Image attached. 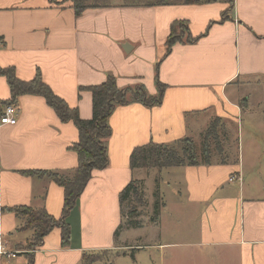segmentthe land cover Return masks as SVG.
<instances>
[{"label":"crops","instance_id":"0c3cea01","mask_svg":"<svg viewBox=\"0 0 264 264\" xmlns=\"http://www.w3.org/2000/svg\"><path fill=\"white\" fill-rule=\"evenodd\" d=\"M177 23L185 26L182 42L166 55L170 28ZM180 31L178 27L177 34ZM188 37L193 42H187ZM1 68H12L23 82L39 73L83 120L91 119L92 99L80 87L101 85L108 76L119 89L142 85L148 96L157 94V82L165 86L157 106L135 103L112 112L108 165L91 172L67 215L70 240L65 247L60 230L53 228L31 252L21 249L34 234L23 228L25 219L17 218L12 209H44L60 219L63 189L49 179L20 172L71 175L78 159L70 147L77 142L78 130L72 122L61 123L37 95L18 96L12 104L18 108L16 125L0 127V264H29L30 258L33 264H81L83 254L118 247L114 233L122 220L119 194L145 171L129 167L136 147L194 141L196 132L202 134L215 118L238 121L244 112H253V91L264 94V0L203 5L109 0L79 16L69 0H0ZM9 100V86L0 76V102ZM157 174L180 189L177 195L186 209L204 207L202 247L231 253L237 264H264V183L247 195L242 183L234 182L238 194L230 192L228 178L243 177L239 159L167 168ZM164 208L162 213L170 210Z\"/></svg>","mask_w":264,"mask_h":264},{"label":"trees","instance_id":"16d2710c","mask_svg":"<svg viewBox=\"0 0 264 264\" xmlns=\"http://www.w3.org/2000/svg\"><path fill=\"white\" fill-rule=\"evenodd\" d=\"M72 10L76 16L81 15L88 8H100L105 6L109 0H69ZM159 2L161 0H158ZM171 4H206L219 0H163ZM181 29L177 34V28ZM185 32V26L182 23L172 25L170 33L166 41V55H168L173 45L182 42V35ZM194 40V39H193ZM190 37L187 42H193ZM0 76L5 77L7 86L10 90V102H0V108L16 103V98L21 95H37L43 98L47 105L54 111L60 122H72L75 129L78 130L77 142L70 147V150L78 159L77 167L69 176H61L53 172L42 171H21L20 174L28 177L46 178L51 180L58 187L63 189V209L60 219H55L49 216L44 209L32 210L26 207L12 209L17 218L25 219L24 229L32 230L33 243L32 248H36L41 244L42 240L50 234L53 228H58L61 233V246L68 245L70 240L69 226L66 223V217L69 212L76 206V201L80 194L85 189L84 187L91 178L93 170H103L108 165L106 155V141L111 134V129L108 126V119L116 107L127 106L130 104L140 103L145 107L157 106L162 102L165 86L157 82V94L148 96L144 86L136 85L133 88L119 89L115 79L108 76L101 85L90 86L88 88L80 87L79 91L86 90L91 94V119L83 120L80 118L77 110L70 109L63 99L58 98L48 85L42 82L39 73L29 82H23L16 78L15 71L12 68H1ZM224 133V134H223ZM227 135L225 126L218 118L210 121L207 129L201 134V155L202 161L196 155L194 141L189 138H184L170 145H159L151 142L146 146L136 147L129 159V167L131 170H152L161 171L167 168L174 167H196L198 165H211L212 148L223 155L222 142ZM222 157V156H221ZM226 160H221L219 164H224ZM157 178L155 182L157 183ZM141 186L137 181H130L123 191L119 194L118 202L123 219V205L128 200L134 201V204L144 203L142 200ZM153 222L156 223L159 217V210L163 207L156 193H153ZM135 205H132L128 214L135 213ZM119 225V228H121ZM133 227L141 226L137 221H132ZM124 227V226H123ZM118 231L116 232V234ZM99 260L95 254H83L81 264H94ZM29 264L32 259H29Z\"/></svg>","mask_w":264,"mask_h":264},{"label":"rangeland","instance_id":"374dc122","mask_svg":"<svg viewBox=\"0 0 264 264\" xmlns=\"http://www.w3.org/2000/svg\"><path fill=\"white\" fill-rule=\"evenodd\" d=\"M245 91L251 94L250 90ZM251 96L256 98L254 104H251L252 101L250 102L252 113L245 114L244 112L238 121L234 118L233 121L222 123L227 133L222 142L223 155L218 154L214 148L211 152V162H220L222 159L229 158V161L237 163L239 159L243 172L241 183L245 187L247 195L253 193L257 186L264 183V100H262L264 94L254 90ZM196 133L194 145L196 155L201 162V133ZM140 177L138 182L141 186L144 203L134 204L131 199L124 203L123 225L117 229L118 226L114 233V242L118 247L110 252H95L99 257L100 264L238 263L236 257L231 253L219 252L217 248H204L199 244L202 226L200 211L204 207L196 211L186 209V205H182V198L177 195L180 189L169 185L167 183L169 180L162 178L154 168L147 172H140ZM157 178L159 181L156 183ZM180 183L183 190L182 195L186 196V185L181 181ZM237 190L238 184H232L230 192L236 196ZM153 193H156L158 200L165 205L164 209L170 207L168 212L162 213L163 207L159 210L156 223L153 222V216H151L154 204ZM132 205H135V213L129 215L128 210ZM132 221H137L141 226L131 228L133 227ZM119 242L122 243L119 244ZM32 243L33 241L27 243L21 249L31 252L33 250Z\"/></svg>","mask_w":264,"mask_h":264},{"label":"built area","instance_id":"2783aa9c","mask_svg":"<svg viewBox=\"0 0 264 264\" xmlns=\"http://www.w3.org/2000/svg\"><path fill=\"white\" fill-rule=\"evenodd\" d=\"M18 108L16 105H7L5 107L0 108V127L7 126H15L17 123L16 113ZM228 182L230 183H239L241 185L242 178L240 176H230L228 178ZM14 257V255H11Z\"/></svg>","mask_w":264,"mask_h":264}]
</instances>
